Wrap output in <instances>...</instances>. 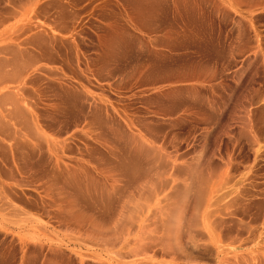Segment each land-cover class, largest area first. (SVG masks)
<instances>
[{
  "label": "rangeland",
  "instance_id": "obj_1",
  "mask_svg": "<svg viewBox=\"0 0 264 264\" xmlns=\"http://www.w3.org/2000/svg\"><path fill=\"white\" fill-rule=\"evenodd\" d=\"M0 264H264V0H0Z\"/></svg>",
  "mask_w": 264,
  "mask_h": 264
}]
</instances>
